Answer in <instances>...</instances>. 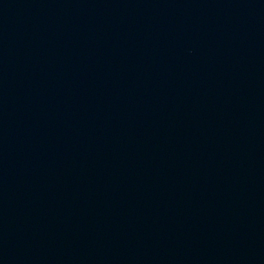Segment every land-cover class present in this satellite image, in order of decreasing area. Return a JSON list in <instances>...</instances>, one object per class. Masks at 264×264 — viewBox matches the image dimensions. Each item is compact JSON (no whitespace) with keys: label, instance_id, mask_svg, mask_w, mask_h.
Masks as SVG:
<instances>
[{"label":"water","instance_id":"95a60500","mask_svg":"<svg viewBox=\"0 0 264 264\" xmlns=\"http://www.w3.org/2000/svg\"><path fill=\"white\" fill-rule=\"evenodd\" d=\"M0 264H264V0H0Z\"/></svg>","mask_w":264,"mask_h":264}]
</instances>
